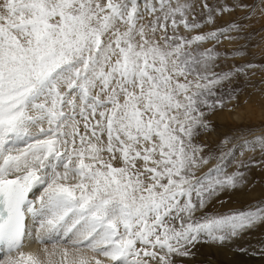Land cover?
I'll return each mask as SVG.
<instances>
[{"label": "snow or ice", "instance_id": "snow-or-ice-1", "mask_svg": "<svg viewBox=\"0 0 264 264\" xmlns=\"http://www.w3.org/2000/svg\"><path fill=\"white\" fill-rule=\"evenodd\" d=\"M139 2L0 0V264H176L264 223V206L204 211L245 180L222 170L227 153L197 175L217 88L246 71L215 70L242 54L243 25L215 27L233 9L204 2L212 30L189 37L194 3L162 0L143 24ZM29 217L37 252L23 250Z\"/></svg>", "mask_w": 264, "mask_h": 264}, {"label": "rangeland", "instance_id": "rangeland-1", "mask_svg": "<svg viewBox=\"0 0 264 264\" xmlns=\"http://www.w3.org/2000/svg\"><path fill=\"white\" fill-rule=\"evenodd\" d=\"M163 2H167V0H163ZM180 2L183 3L184 0H180ZM188 2L194 3L196 20L201 23V28L187 32L181 26L179 28L181 35L190 37L212 30L213 25L206 21L207 10L203 8L204 2H207L213 9L223 5L233 9L218 16L215 27L235 21L243 25L245 29V35L239 41L244 46L242 54L235 57L222 55L221 59L217 61L219 67L215 70L224 71L239 64L245 67L246 71L234 76L231 82L217 88L218 97L224 101L223 106H218L207 112L205 118L209 122V128L202 130L196 138L198 143L206 146L205 154L212 153L213 155L208 164L197 170V175L207 172L209 168L219 163L216 157L220 152H224L227 155L222 161V170L232 173L239 169L244 173L245 180L236 188L224 190L214 197L204 211L209 214H224L230 210H247L264 206V148H261L259 142L254 140L255 137L264 136V0H188ZM161 3L162 0H140V23L148 24L155 15H160ZM171 3L175 6L177 0H171ZM241 5H246V7H241ZM153 8L155 13L148 11ZM189 19H191V15ZM169 31L171 32V29ZM209 46L211 44L205 42L201 48ZM235 46V44L224 41L217 47V50L223 54L225 49L231 50ZM248 64H251L252 67L248 68ZM219 112H225L227 116L221 120ZM225 138H227V143H222ZM245 141L248 143L245 144ZM241 163L244 165L243 167H241ZM33 194L32 198L34 199L36 195ZM33 226L38 227L35 223ZM212 243L216 246L221 245L203 238L201 242L191 248L190 255L174 257L176 264L216 262L213 255L203 252L204 245ZM225 244L233 246V251L243 257L263 261L264 257L254 255L253 250L264 246V223L255 225L238 238ZM240 249H248V251L241 252ZM201 259H204V263L200 261Z\"/></svg>", "mask_w": 264, "mask_h": 264}, {"label": "bare ground", "instance_id": "bare-ground-1", "mask_svg": "<svg viewBox=\"0 0 264 264\" xmlns=\"http://www.w3.org/2000/svg\"><path fill=\"white\" fill-rule=\"evenodd\" d=\"M218 115H219V118L221 120L227 116V114L225 112H219ZM228 116H229V114H228ZM34 193L36 196L39 195V191L34 190ZM32 197L33 196H31V198ZM32 222H33V220L31 219V217H29L27 220L28 231H29V233H31L35 236V232H36L35 228H37V227L33 226L34 223H32ZM38 243H39V245H38ZM46 246L49 249H51L52 244L48 243ZM43 247H45V245L41 244L39 241H37L35 238H32L29 235V237L25 240V246H24L23 250L25 252H29V251L37 252V249L40 250ZM203 252L210 253L216 259V262L208 261V264H220V262H218V261H221V262L226 263V264H264V260L258 261V259H254L251 257L246 258V257L241 256L238 252L233 251V246L228 245V244H221L220 246H216L214 243L209 244V245H204ZM196 261H199V260H196ZM200 261L204 263V259H201Z\"/></svg>", "mask_w": 264, "mask_h": 264}]
</instances>
